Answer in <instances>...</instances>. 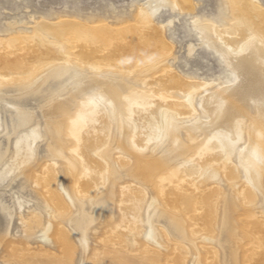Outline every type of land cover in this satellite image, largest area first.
Masks as SVG:
<instances>
[{
	"label": "bare ground",
	"instance_id": "1",
	"mask_svg": "<svg viewBox=\"0 0 264 264\" xmlns=\"http://www.w3.org/2000/svg\"><path fill=\"white\" fill-rule=\"evenodd\" d=\"M229 2L226 31L194 26L225 79L163 66L173 46L155 18L192 0H148L122 28L46 21L0 38V186L40 189L36 205L0 197L3 264H264V8Z\"/></svg>",
	"mask_w": 264,
	"mask_h": 264
},
{
	"label": "rangeland",
	"instance_id": "2",
	"mask_svg": "<svg viewBox=\"0 0 264 264\" xmlns=\"http://www.w3.org/2000/svg\"><path fill=\"white\" fill-rule=\"evenodd\" d=\"M147 1L0 0V38L9 39L11 37L29 35L33 33L38 23L46 21L58 23L62 20H75L89 25H99L102 22V24L107 23V25L114 28L126 27L127 24L133 25L136 23L139 9ZM192 2L195 3V10L192 12H172L169 9H165L155 18V24L158 27L161 28L166 25L164 27L166 36L164 35V37L166 42L171 47L173 46L172 54L169 55L168 62L163 64V66L174 68L173 70L184 77L205 81H212L218 78L225 79L228 76V72L221 63L219 55L201 40L194 26L197 20H202L206 23H213L218 34L226 31L227 28L232 26L231 24H233L234 20L231 13L233 12L231 4L229 0H192ZM258 2L264 8V0H257ZM214 38L217 39L218 44L221 43L222 45V41L218 40L217 34H214ZM189 45H195L196 47V50L190 55L188 52ZM152 76V73L149 74V78H152ZM29 105L40 115L37 101L31 100ZM6 118L8 119V115H6ZM13 141L14 138L10 142L11 148L13 147ZM7 145L8 137L1 134L0 148H4ZM43 151L44 144L39 148L38 160L27 168V172L40 169L41 158L44 156ZM22 183H24V175L18 177L10 185L6 182L0 186L2 201L12 206L17 203L15 197L19 196L31 201L30 205H36L39 200L38 191L40 189H37L34 185H26L23 188L21 186ZM85 208L91 210L92 207L89 200H87ZM115 215V218L118 219V211ZM18 223V216H15L11 229L12 235H16L19 231ZM4 224L5 217L0 212V231ZM17 235H20V233ZM31 244L36 246L33 241ZM4 255L0 254V264H3L2 257Z\"/></svg>",
	"mask_w": 264,
	"mask_h": 264
}]
</instances>
